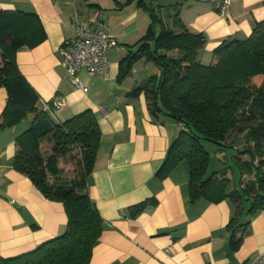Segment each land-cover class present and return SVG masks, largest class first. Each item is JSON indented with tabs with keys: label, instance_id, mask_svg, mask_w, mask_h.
I'll use <instances>...</instances> for the list:
<instances>
[{
	"label": "crops",
	"instance_id": "1",
	"mask_svg": "<svg viewBox=\"0 0 264 264\" xmlns=\"http://www.w3.org/2000/svg\"><path fill=\"white\" fill-rule=\"evenodd\" d=\"M126 1L0 0V10L35 14L41 22L43 41L22 47L14 60L39 100L65 99V106L55 110L52 119L64 122L90 109L99 124L100 147L87 191L103 219V231L89 264H248L257 256L264 257V211L247 214L249 201L244 198L237 208L228 199L192 202L190 168L185 161L166 177L156 176L180 130L169 118L153 119L144 92L132 95L155 74L152 62L137 57L129 73L120 78L122 59L136 53L150 24L147 11L136 1ZM163 1L179 4L171 8H179L184 25L205 36L203 55L224 39L247 38L255 22L264 21V0H230L226 16L219 12L216 0ZM76 22L104 30L117 40V47L107 53V77L90 75L84 69L77 73L85 90L71 84L60 63L59 49L75 36ZM6 102L7 91L0 87V118ZM29 126L26 120L0 127L3 258L33 251L67 227L63 205L45 198L14 167L16 140ZM152 199L155 204L131 213V207ZM232 235L241 241L235 250L230 247Z\"/></svg>",
	"mask_w": 264,
	"mask_h": 264
},
{
	"label": "trees",
	"instance_id": "2",
	"mask_svg": "<svg viewBox=\"0 0 264 264\" xmlns=\"http://www.w3.org/2000/svg\"><path fill=\"white\" fill-rule=\"evenodd\" d=\"M133 1L147 11L150 24L136 53L122 59L120 78L129 73L137 57L152 62L155 74L132 95L145 93L154 120L169 118L182 127L156 176L166 177L185 161L190 168L192 202L228 199L237 208L244 198L249 201L247 214L264 211V21L255 22L245 39L222 40L211 50L213 63L203 65L200 56L205 36L184 25L179 8L170 9L179 4L161 3L163 0L126 2ZM44 35L35 14L0 10V87L7 91L0 127L30 122L16 140L14 167L28 176L45 198L63 205L67 227L63 234L33 251L11 258L0 256V264H89L103 231V219L87 191L101 131L90 109L64 122L53 120L19 73L15 53L39 44ZM202 141L217 145L224 164L223 148L233 151L230 156L240 171L238 190L230 167L208 172L210 156ZM60 160L68 164L72 174L69 180L61 178ZM148 203L155 204L156 200L131 207V213ZM240 242L232 235L231 249H237Z\"/></svg>",
	"mask_w": 264,
	"mask_h": 264
},
{
	"label": "built area",
	"instance_id": "3",
	"mask_svg": "<svg viewBox=\"0 0 264 264\" xmlns=\"http://www.w3.org/2000/svg\"><path fill=\"white\" fill-rule=\"evenodd\" d=\"M221 15L226 16L230 7V0H216ZM117 47L116 38L104 31L94 29L76 22L75 36L66 40L59 49L61 65L65 69L66 76L75 88L84 89L77 77V73L84 69L88 74H102L108 76L107 53ZM85 90V89H84ZM42 110L50 117H54V111L65 106L63 97L57 96L50 101H41ZM179 129L182 128L178 125ZM248 264H264V257L257 256Z\"/></svg>",
	"mask_w": 264,
	"mask_h": 264
},
{
	"label": "rangeland",
	"instance_id": "4",
	"mask_svg": "<svg viewBox=\"0 0 264 264\" xmlns=\"http://www.w3.org/2000/svg\"><path fill=\"white\" fill-rule=\"evenodd\" d=\"M164 2L165 1H162V3H164ZM170 9L172 10V8H170ZM164 13H163V15H165ZM165 21L167 22L166 19H165ZM211 57H212L211 53H206V55L202 54L200 56V60L203 63V65H210L211 61H212ZM202 145H203L205 151L210 156V165H209L208 172L209 173L218 172V171H221L225 167H230L231 171L233 173L235 184L238 185L239 181H240V171L237 168V166L235 165V163L233 161V157L230 156V154L233 151H231L229 148H223L224 149V154L226 155V160H225V164H224L222 162V160L220 159V156H218V154H217V151H216L217 148H218L217 145H215L212 142H208V141H202ZM59 166L62 169L61 178L63 180H69L72 177V174H70L68 164L66 162L60 160V165Z\"/></svg>",
	"mask_w": 264,
	"mask_h": 264
}]
</instances>
